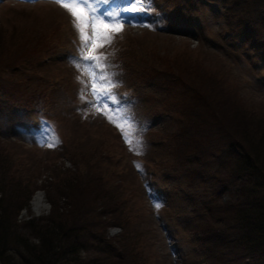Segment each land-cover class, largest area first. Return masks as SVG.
Listing matches in <instances>:
<instances>
[{"label": "rangeland", "instance_id": "rangeland-1", "mask_svg": "<svg viewBox=\"0 0 264 264\" xmlns=\"http://www.w3.org/2000/svg\"><path fill=\"white\" fill-rule=\"evenodd\" d=\"M177 1L180 4L181 0ZM231 1L209 0L200 11L184 8L176 11V0H157L162 11L167 10L164 11L163 29L149 31L136 23L113 41V44L127 46L120 88L126 87L137 96L132 109L146 118L148 124L144 133L146 147L140 155L142 172L133 165V157L124 150L111 126L100 119L105 116L106 109L97 110L94 106V98L87 89V86L91 87L89 77L77 67L78 63H85L81 61V55L72 62L66 60L64 53L72 49L71 37H74L66 9L57 0H38L34 4L17 0L0 2V83L4 81L11 88L24 92L29 91L27 87L49 86L48 96L37 105L56 122L62 141L56 150H45V143L41 144L43 137L16 130L0 119V159L7 164L4 167L7 176L19 185L18 198L28 199L27 208L19 210L20 219L47 213L50 205L44 189L52 182V171L73 170L78 161L91 159L102 174L106 190L118 187L122 201L136 211L133 220L137 224L130 223L126 228L128 234L134 236L135 249L141 255L138 264H184L180 254L195 245V236L191 229L188 231L192 234L186 230L184 216L177 214L190 213L191 205L183 194L197 196L203 183L190 178L192 175L181 178L177 171L168 172V168L180 163L184 155L179 146L181 139L169 136L191 125L186 122L193 120L190 113L199 107L198 100L192 97L190 103L181 108L176 95L183 91L182 88L186 90L191 86L193 92L196 88L202 91L201 86H212L215 82L230 102L245 109L239 110L240 113L264 118V62L251 54L247 56L244 53L246 46L235 44L236 38L224 35L226 21L236 20L238 15ZM224 11L228 13L226 17ZM254 29L264 37V20L257 17ZM75 32L79 34L76 27ZM261 36L253 37L259 42ZM78 38L81 39L80 35ZM48 47L54 49L45 53ZM96 50L102 51L103 47L93 45L84 51L95 55ZM50 53L51 56L46 58ZM252 62L263 63L262 68ZM85 94L92 97L93 105L76 110V102ZM122 104L119 106L127 111L129 106ZM6 107L3 106V110H7ZM224 111L226 113L220 114L218 119L230 127L228 120L232 114ZM213 131L215 129H210L209 134ZM31 135L39 147L31 145ZM209 143L211 145L212 141ZM137 151L141 153L139 149ZM223 161L212 164V171L215 168L218 176L225 173L227 164L221 167ZM122 165L126 167L123 170ZM182 169L186 168L183 166ZM116 171L122 172L120 186L114 176ZM162 171L170 175L167 182L163 180ZM176 183L183 187L188 183L194 186L182 191ZM145 184L164 189L163 204L152 203ZM38 194L42 206L36 213L32 200ZM203 217L211 228L223 229L211 225L214 219ZM165 221L172 225L168 227L169 233L163 227ZM107 233L109 236L125 235L117 225L107 227ZM126 237L131 239L129 235ZM191 259L199 261V257L188 258Z\"/></svg>", "mask_w": 264, "mask_h": 264}, {"label": "trees", "instance_id": "trees-1", "mask_svg": "<svg viewBox=\"0 0 264 264\" xmlns=\"http://www.w3.org/2000/svg\"><path fill=\"white\" fill-rule=\"evenodd\" d=\"M17 1L27 4L36 2ZM172 1L174 0H168ZM176 2V11L183 8L200 11V7L204 8L209 0H181L180 4L177 0ZM231 3L238 15L236 20L226 21L224 35L236 38L235 44L242 43V46H246L244 53L247 56L251 54L264 62V37L258 29H254L257 17L264 20V0H232ZM127 4L128 0H113L109 8L112 12L119 13ZM224 13L226 17L228 13ZM67 16L74 34L71 37L72 49L64 53L69 63L68 55L76 52L78 34L72 25L73 17ZM117 26L121 31L113 35L111 43L105 44L102 51L96 50L95 55L105 58L104 63L109 70L103 71L108 74V80L103 83L108 86L110 82L111 96L115 100L116 97L125 99V105L129 106L127 112L119 114L125 132L131 136L132 132L137 134L140 128L133 125L134 119H138L141 125L146 118L132 109L137 96L126 87L120 88L127 46L113 44L114 40L119 39L120 33L126 30L121 25ZM253 36H261L262 40L257 42V38ZM51 49L54 47H48L45 53ZM49 56L51 53L46 58ZM256 64H260L262 68L263 63L252 62V65ZM0 84V119L10 126H16L14 122L20 119L41 116L52 125L56 133L49 136L44 149L53 151L62 145L56 122L37 105L48 96L49 86L27 87L29 91L24 92L11 88L4 81ZM182 89L176 95L180 107L188 105L192 97L198 100L199 107L190 113L193 120L186 123H192L191 125L175 132L176 135L174 133L169 136L181 139L179 146L184 155L181 156L179 166L176 163L175 167L168 168V172L170 174L177 171L181 178L192 175L190 178L201 181L203 185L197 196L183 194L191 205L188 211L193 214H177L179 217L184 216L182 219L187 224L186 230L191 229L194 234L190 231L188 233L195 236V245L180 254L181 261L184 264H264V118L257 119L240 113L239 110L245 109L230 102L215 82L212 86H201L203 92L199 88L193 92L191 86L186 90ZM102 105H107L104 107L106 112L121 110L119 105L112 106L108 96L102 98ZM3 106L8 109L3 110ZM223 109L228 110L227 114H232L231 120H228L230 127H226L218 119L220 114L226 113ZM100 119L111 126L124 148L125 143L121 138L125 135H122L121 129L113 122ZM210 129L215 131L209 134ZM53 140L56 141L55 145L49 146ZM135 159L143 171L140 156ZM90 160L78 161L73 170L52 171V182H48L44 189L49 210L46 214L20 219L19 210L27 208L28 199L18 198L21 193L19 185L7 176L4 168L7 164L0 159V264H138L141 255L135 249L134 236L128 234L126 228L130 223L137 224L133 220L136 211L125 205L118 187L106 190L102 174L96 170L94 161ZM222 160L221 167L227 164L226 170L223 175L218 176L215 168L212 171V164ZM166 166L167 164L163 168ZM183 166L186 169L183 170ZM125 168V165L121 166V170ZM121 174L120 171L114 173L119 181L118 186L120 179L123 180L122 177L119 178ZM161 174L163 180H166L164 182L170 179L166 171ZM192 183H188L186 187L176 183V186L184 191L193 187ZM154 190L160 194V205L163 204L164 189L150 186L146 193H154ZM211 211L214 214L210 216ZM204 215L210 220L214 219L211 225L222 226L223 229L211 228ZM165 222L163 227L169 233L168 227L172 225ZM112 225L120 226L125 235L109 236L107 227ZM128 235L131 239L126 237ZM192 257H199V261H189L188 258Z\"/></svg>", "mask_w": 264, "mask_h": 264}, {"label": "snow or ice", "instance_id": "snow-or-ice-1", "mask_svg": "<svg viewBox=\"0 0 264 264\" xmlns=\"http://www.w3.org/2000/svg\"><path fill=\"white\" fill-rule=\"evenodd\" d=\"M103 2L108 3L109 0H96V3ZM70 15L73 17L74 27H76L81 38V61L83 64L78 63L77 67L89 77L91 83L90 92L94 98V106L97 110H100L102 105V98L108 96V99L112 104H116L117 101L111 96L110 82L108 86H105V81L108 80L107 75L103 72L105 68V58L97 55H90L85 52L95 45V47H103L105 44H110L112 37L115 33L121 31V28L117 26L116 20L119 16L118 12H102L93 0H57ZM135 3V0H133ZM126 11H132L131 8L123 9ZM91 29V35L88 33V29ZM99 41V43H96ZM95 48L93 47V51ZM83 83V82H82ZM83 99V96L81 97ZM90 105H93V101H88ZM110 122L116 124L121 129L122 135H125L126 142H131L127 133L125 132L124 123L121 120L120 114L115 110L111 112L103 113ZM55 140L49 143V146H54Z\"/></svg>", "mask_w": 264, "mask_h": 264}, {"label": "bare ground", "instance_id": "bare-ground-1", "mask_svg": "<svg viewBox=\"0 0 264 264\" xmlns=\"http://www.w3.org/2000/svg\"><path fill=\"white\" fill-rule=\"evenodd\" d=\"M40 199H41V195L38 194L32 200V207L34 208V210H35L36 213H39L40 212V208L42 206V203H41V200Z\"/></svg>", "mask_w": 264, "mask_h": 264}]
</instances>
